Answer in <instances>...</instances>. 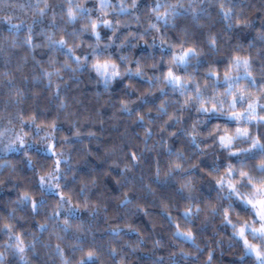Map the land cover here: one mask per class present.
<instances>
[{
	"label": "clouds",
	"instance_id": "9594fccd",
	"mask_svg": "<svg viewBox=\"0 0 264 264\" xmlns=\"http://www.w3.org/2000/svg\"><path fill=\"white\" fill-rule=\"evenodd\" d=\"M0 264H264V0H0Z\"/></svg>",
	"mask_w": 264,
	"mask_h": 264
}]
</instances>
